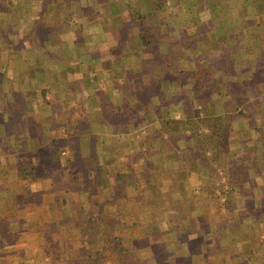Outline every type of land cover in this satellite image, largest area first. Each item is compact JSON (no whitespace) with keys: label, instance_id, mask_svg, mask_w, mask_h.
Segmentation results:
<instances>
[{"label":"crops","instance_id":"1","mask_svg":"<svg viewBox=\"0 0 264 264\" xmlns=\"http://www.w3.org/2000/svg\"><path fill=\"white\" fill-rule=\"evenodd\" d=\"M118 6V0H78V21L60 25L58 38L42 39L39 20H58L51 15L56 7L45 0H0V264L47 263L48 257L59 264L55 258L64 253L71 264H264V162L255 164L252 154L247 182L236 185L242 194L215 207L207 191L227 186L217 164L200 161L182 140L146 145L145 127L121 118L120 78L131 69L144 77L142 65L156 61L139 47L132 11ZM145 9L149 13L152 3ZM91 15L103 16L91 23L94 38L87 30L81 34ZM120 17L127 26L116 28ZM248 19L229 31L217 24L222 32L212 44L227 55L236 47L228 67L250 81L256 109L264 111V81L255 83L264 80V8ZM178 22L171 18L162 26V50L183 61L189 44ZM203 42L193 48L205 49L207 60L213 51ZM176 86L166 82L156 90L167 101L163 110L179 114ZM71 95L84 98L70 116ZM159 101L153 97L151 107ZM251 134H231V156L240 157ZM21 233L28 239L19 245Z\"/></svg>","mask_w":264,"mask_h":264},{"label":"trees","instance_id":"2","mask_svg":"<svg viewBox=\"0 0 264 264\" xmlns=\"http://www.w3.org/2000/svg\"><path fill=\"white\" fill-rule=\"evenodd\" d=\"M45 1L47 6L56 7V11L54 9L51 15L57 19L64 14L67 7L71 6L73 0ZM151 3L152 9L149 13L145 10L143 0H118V7L125 6L127 10L132 11L134 23L139 28L138 42L139 46L141 45V50L152 56L153 61L158 62L164 58L167 62L164 69L159 66L160 76L155 77L151 84L153 83L155 89H161L166 82L172 83L174 81L175 86L178 85L175 92V96L177 95L178 98L174 100V106L180 104L181 117L177 118L176 112L174 113L169 107L165 110L166 112L163 110L167 101L161 91L156 94V97L160 99L158 105L151 107V100L155 95L152 92H141L143 89L141 77L135 69L126 70L124 76L120 78L122 82L118 84L119 98L125 104V109L120 116L127 121L126 125L131 124L130 121H134L133 124L136 129L141 126L145 127L144 142L146 145H151L156 139L163 143L167 138L176 142L182 140L187 144L189 143L188 151L196 154L200 161L210 166L217 164L223 171L227 185L222 189L220 196V199L225 198L227 202H223L221 205H227L229 204L228 201L237 199L242 194L241 189L236 190V185L239 186L247 182L249 168L264 160V155L261 152L264 149V140L259 137L260 142L257 141L256 143L257 139L253 141V144L256 145L254 148L256 151L253 152L257 157L254 160L255 164L248 162L250 158H253L252 153L248 152L244 157L241 153L239 158H235L231 156V147L228 145L231 143V132L234 122L237 120H248L252 129L258 130L256 118L253 116L250 107L251 96L244 89L245 83L240 84L239 91L232 89L233 91L230 92L229 82L223 81L225 77L223 75L216 76V72L219 71L217 66H215L216 71L213 72L211 67L201 63V61L197 63L196 68L189 67V58H185L183 63L179 59L169 62V59L165 57L166 53L161 52L162 26L167 22L169 23L171 19L168 17H172L175 23L182 21L185 38L192 39L194 43L197 41L211 42V38L214 41V37L216 39L217 35L215 33L219 31L217 24L219 26L226 24L227 31L233 28V23L246 24L249 16L255 18L258 16V10H263L264 0H151ZM224 5L229 7L232 12L224 8ZM176 7H181V12L183 11L181 18L179 15L176 16L173 10H170ZM249 8H251L250 12ZM77 12L76 18L78 15L81 16ZM205 12H209L210 16L204 18ZM73 18L72 15L65 18L63 25L73 23ZM193 27L196 30V35L188 37V31ZM181 30H183L182 26ZM149 48H153V51ZM207 48L209 47L207 46ZM209 49L213 51L212 48ZM229 50L233 51L234 54L236 47H231ZM229 50L226 49L228 55L223 50V54L227 56L226 66L231 62ZM263 56L261 55V57ZM208 61L207 59L206 62L208 63ZM261 61L264 62V58H261ZM158 64L162 66L161 63ZM142 67L143 69L149 68L145 65ZM167 72L170 75L177 73L171 78L165 77ZM220 85H224L228 90L223 92ZM182 88H188L190 93L182 95ZM219 101L222 103L216 107L214 115L203 114L209 110L208 103L215 104ZM156 122L158 125L153 124ZM246 150L247 148L244 151ZM111 260L114 261V264L117 263L115 260ZM106 262L107 260H99V264H106Z\"/></svg>","mask_w":264,"mask_h":264},{"label":"rangeland","instance_id":"3","mask_svg":"<svg viewBox=\"0 0 264 264\" xmlns=\"http://www.w3.org/2000/svg\"><path fill=\"white\" fill-rule=\"evenodd\" d=\"M50 1H53V0H50ZM76 1H78V0H73V2L71 3V6L70 7H67V9H66V11L64 12V14H62V16L61 17H59L58 18V20H54V21H51V23L49 24V23H42V22H40V20H39V25H38V30H37V35L40 37V38H49L50 36L52 37V38H58V35H60L61 34V29L59 28V26L60 25H62L63 26V21H64V19L65 18H69L70 17V15H72L74 18H73V22H74V20L75 21H78V18L76 19V13H75V11H77L75 8V2ZM86 1V2H85ZM94 2H97V0H84V5H92ZM143 3H144V6L145 7H147V8H149L150 7V4H151V0H143ZM171 7H172V5H170ZM201 7V6H200ZM224 8H227V6L226 5H224ZM146 10V9H145ZM170 10H173V13L174 14H176V16H178L179 15V17L181 18V14L183 13V11L181 12V7H176L175 9L174 8H172V9H170ZM227 10H229L230 12H232L230 9H229V7L227 8ZM172 14V13H171ZM208 16H210V14H209V12H205L204 13V18L205 17H208ZM105 17H108V15H106ZM98 18H103V16H99ZM98 18H96L95 19V16L94 15H91V16H89V19L88 20H91L90 22H87L86 21V26L84 27L83 26V30L81 31V34L82 35H84L85 36V32H89L90 33V36H91V38H94V34L91 32V27H92V24L91 23H93V22H95V21H98ZM131 18H132V16H131ZM172 17H168V19H171ZM118 21H117V27L116 28H118V24H119V26H127V24L125 23L127 20H125V22H123V19H122V17H120V18H118L117 19ZM132 21H134L133 20V18H132V20L130 21L131 23H132ZM79 22H80V19H79ZM78 22V23H79ZM82 22V21H81ZM83 23V22H82ZM68 23H65L64 24V26H66ZM74 25V24H73ZM83 24H81L80 25V23H79V26H82ZM50 26L51 27H54V26H57V28H55V29H52L51 28V30H48V28H50ZM135 27H136V29L137 30H139V28L137 27V25L135 24ZM75 28H77L76 30L77 31H80V30H78L79 28H78V26H76ZM188 28V27H187ZM128 30H127V32L129 31L130 33H131V31L133 32L132 34L133 35H135V32H134V29L133 30H131L130 29V27H128L127 28ZM34 30V29H33ZM87 30V31H86ZM123 31H125V30H123ZM119 32V31H118ZM127 32L125 31L124 32V34H127ZM221 32L222 31H218V33H216L217 35H216V38H219L220 36H221ZM121 33V32H120ZM188 33L189 34H187V36L189 37V36H192V35H194L195 33H196V30H195V28L193 27L191 30H189L188 31ZM114 34V33H113ZM180 34V33H179ZM36 35V36H37ZM196 35V34H195ZM162 36H163V33H162ZM113 37V36H112ZM137 39H138V34H137ZM60 38V37H59ZM85 39H87V37L85 38ZM96 39V42H97V38H95ZM180 39H182V37H180ZM165 39H164V36H163V40H162V42L164 41ZM183 41L185 42V45L186 44H189V46L188 47H186V51H187V56H186V58H189V61H190V64L188 63V65H189V67H191V68H196L197 66H198V64L197 63H199V61H201V63H203V64H205V65H208L209 67H211V69L213 70V72L214 71H216V68H215V66H217L218 67V72H216V76H221V75H223L224 77H225V79L223 80V81H227V82H229V86H231L230 87V92H232L233 90H240V84H242V83H245L246 84V86H245V90H246V92H248L249 93V88H250V81L249 80H247V79H244V78H242V77H237V73H235L236 72V69H233V71H234V73H232V70L228 67L229 65H227L226 66V62H227V56L225 55V54H223V50H221V49H218V48H216L215 46H213V40H212V38H211V42L210 41H208L207 43L204 41H202L203 43H204V45H205V47L207 48V46L209 47V48H212L213 49V52H210V54H209V56H208V63L206 62V60H204V54H205V52H206V50L204 49V50H202V51H199L198 49H196V48H193V46L194 45H196V44H194V41L192 40V39H188V38H183ZM95 42V43H96ZM202 45V48H203V44H201ZM140 47V49H141V45L139 46ZM107 48L109 49L110 47H102V46H100V49L104 52L105 50H107ZM199 48V47H198ZM209 48H207V49H209ZM91 49H93V48H90V50ZM112 49V48H111ZM150 50H152L153 51V48H149ZM94 50H96V46H94ZM148 51V50H147ZM161 52L163 53V54H165V52L162 50V48H161ZM145 53V52H144ZM148 53H150V51H148ZM146 54V53H145ZM189 55V56H188ZM165 57H167L168 59H169V62H174V59L172 60V58H171V55L170 54H165ZM210 57V58H209ZM186 59H184L183 61H180L181 63H183L184 61H185ZM154 62V61H153ZM206 62V63H205ZM158 63H161L162 64V66L161 65H159ZM166 64H167V62L164 60V58L162 59H160L158 62H156V63H154V64H151L150 66H149V68L145 71V73H147L146 75H144V77L143 76H140L141 77V83H142V86H143V90L141 91V92H145V93H150V92H152V93H154V95L156 96V93H157V90L155 89V88H153V83L151 84V81H153L154 79H155V77H159L160 75H159V66L161 67V68H165V66H166ZM156 68V70L154 71V69ZM229 70V71H228ZM154 71V72H153ZM158 72V73H157ZM161 72V71H160ZM151 73L153 74V76H154V78H151V76H149V75H151ZM177 73V72H176ZM176 73L174 74V75H170L168 72L167 73H165V77H171V78H173L174 76H176ZM160 74H162V73H160ZM238 75H239V73H238ZM145 76H147V77H145ZM223 77V78H224ZM263 81L264 80H262V79H259V80H256V84L258 85V87H260L261 85H262V83H263ZM85 83L83 84L82 82H80L79 83V89H78V91H79V95H81V91H82V88H84L85 86ZM221 86V89H222V91L224 92V91H227L228 89H227V87H225L224 85H220ZM152 89H154V90H152ZM188 89V88H187ZM233 89V90H232ZM238 90V91H239ZM156 92V93H155ZM75 94V93H74ZM79 95H77V96H74V95H71L70 97H69V103H70V105L72 104V103H75L76 105H78V106H73V107H70V105L68 106V108H71V111H69V115L71 116V114L72 113H75L78 109L80 110V107H81V104H80V102H78V101H82L81 99L82 98H84L83 96H79ZM249 96H251V94L249 93ZM261 97V96H260ZM252 98V97H251ZM255 99H257V98H252V100L250 99V102H251V108H252V113H253V116H255V118H256V123L258 124H256V126H258L257 128H258V130H253L252 129V127H251V125H249V121L248 120H243V119H241V121H239V120H237L236 121V123L238 124L237 125V129L234 127V129H236V132H231V134H234V135H236V134H239L240 136H242L243 138L246 136V138L249 136V134H251V133H247L250 129L253 131V133L254 134H251V135H253V137L251 138V140H249L248 141V139H244V141L247 143V145H246V148H247V150L246 151H243V157L245 156V155H247L248 154V152H250V153H252V154H254L253 152H255L256 150L254 149L255 148V144H253V139L256 137V138H261L262 140H264V111H259V110H257L256 109V107H257V103H256V101H254ZM222 102L221 101H219V102H216L215 104H209L208 103V106H213V107H215V106H219L220 104H221ZM80 104V105H79ZM215 105V106H214ZM210 109V112H211V115H214L215 114V111H214V109H212L211 110V108H209ZM253 110H255V111H253ZM176 115L175 116H179L181 113H175ZM180 117H181V115H180ZM238 121L239 122H241V123H238ZM233 140V139H232ZM244 143V142H243ZM228 145H229V147H230V145H231V143L229 144L228 143ZM245 148V149H246ZM264 148V147H263ZM244 149V150H245ZM262 152V155H264V149L261 151ZM202 158H204L203 156H202ZM251 159V158H250ZM263 162H264V160H263ZM210 166V165H209ZM211 167V166H210ZM45 178V176H42L41 178ZM40 177L38 178V180L39 179H41ZM252 183H253V181H252ZM32 193V192H31ZM207 193H208V198L207 199H210L211 200V205H215V207L216 206H218V207H220V205H219V203L221 204V202L223 203V202H227L226 201V199L225 198H223V199H220V196H221V191H215V190H212V189H210L209 191H207ZM237 207V205H232V208H236ZM215 209V208H214ZM219 209V208H218ZM223 210H225V207H224V209ZM256 211V215L257 216H259L260 217V215L257 213V209L255 210ZM251 213V212H250ZM247 212L246 213H243L242 215H241V217H246L247 215ZM5 221H6V223H3L2 225H4V226H7V225H9V224H7V222H10L7 218L5 219ZM259 225H260V227H262V224H260V223H263L262 222V219H260L259 221ZM243 225H246V226H249L250 224L249 223H243ZM264 226V225H263ZM19 236H17V234H16V242H18V244L19 245H21L22 243H26V240L28 239L25 235H22V233L21 234H18ZM17 250L19 251V252H21V247H19V248H17ZM1 254H6V251H3V252H1ZM66 255H67V253L65 254H59V255H57V257L55 258V261L56 262H58L59 264H71V262H68V259H66ZM47 256V255H46ZM68 257H69V255H67ZM48 257V256H47ZM60 257L62 258V260L63 261H60ZM17 258H18V256H17ZM20 258L21 259H23V256H22V254L20 255ZM52 257H48L47 258V260H48V262L47 263H40V262H36L37 264H50V262H52V259H51ZM24 260V259H23ZM54 263V262H53ZM53 263H51V264H53ZM23 264H25V262L23 261Z\"/></svg>","mask_w":264,"mask_h":264}]
</instances>
